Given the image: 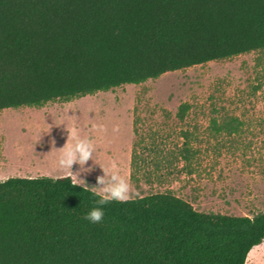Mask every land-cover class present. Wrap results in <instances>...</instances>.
<instances>
[{
  "label": "trees",
  "instance_id": "16d2710c",
  "mask_svg": "<svg viewBox=\"0 0 264 264\" xmlns=\"http://www.w3.org/2000/svg\"><path fill=\"white\" fill-rule=\"evenodd\" d=\"M261 51L264 0H0V112ZM189 109L180 104L177 118ZM211 122L215 133L241 126ZM182 135L190 165L197 151ZM140 167L132 151L130 181ZM94 193L70 177L1 181L0 264H245L264 240V212H200L170 192L110 201L90 223Z\"/></svg>",
  "mask_w": 264,
  "mask_h": 264
},
{
  "label": "rangeland",
  "instance_id": "374dc122",
  "mask_svg": "<svg viewBox=\"0 0 264 264\" xmlns=\"http://www.w3.org/2000/svg\"><path fill=\"white\" fill-rule=\"evenodd\" d=\"M182 103L190 109L180 121L176 113ZM212 119L217 124L234 119L241 126L236 133H215ZM73 126L91 140L93 154L84 165L74 162L70 170L62 169L58 157L64 144L74 143L67 134ZM184 132L191 134L189 144L197 151L190 165L179 156ZM132 151L141 166L139 181L119 171L130 199L170 192L200 212L248 217L264 212V51L68 103L0 112V182L71 176L95 192L102 187L97 176L110 179L104 171L109 161L126 165ZM252 249L245 264H264V240Z\"/></svg>",
  "mask_w": 264,
  "mask_h": 264
},
{
  "label": "clouds",
  "instance_id": "9594fccd",
  "mask_svg": "<svg viewBox=\"0 0 264 264\" xmlns=\"http://www.w3.org/2000/svg\"><path fill=\"white\" fill-rule=\"evenodd\" d=\"M79 130L73 126L67 130L74 143L63 146V151L58 157V165L62 169L70 170L72 164L78 163L84 165L93 154V143L88 137L81 138L78 134ZM109 174L110 179L106 181L105 176H97L98 192L94 193L98 198L93 201L91 207L85 214L84 219L90 223H98L104 217V206L110 201H128L130 199L129 184L119 175V166L115 160L109 161V166L104 169Z\"/></svg>",
  "mask_w": 264,
  "mask_h": 264
},
{
  "label": "crops",
  "instance_id": "0c3cea01",
  "mask_svg": "<svg viewBox=\"0 0 264 264\" xmlns=\"http://www.w3.org/2000/svg\"><path fill=\"white\" fill-rule=\"evenodd\" d=\"M129 155H127V158L129 159V157H128ZM118 164V163H117ZM120 164V163H119ZM118 164V166H119V171H122V172H125V170L126 171H128V172H130V161H128L127 160V163H126V165H125V161L124 162H121V165H119ZM126 168V169H125ZM70 178H71V180L73 181V182H75L74 181V179H72V177L70 176ZM95 192H98V191H96L95 190ZM254 249H255V247H254ZM250 252V251H249ZM250 253H253V249H251V252ZM249 255V254H248ZM246 259H247V257H246ZM245 263H246V261H245Z\"/></svg>",
  "mask_w": 264,
  "mask_h": 264
}]
</instances>
